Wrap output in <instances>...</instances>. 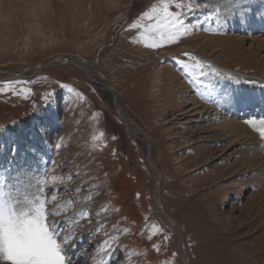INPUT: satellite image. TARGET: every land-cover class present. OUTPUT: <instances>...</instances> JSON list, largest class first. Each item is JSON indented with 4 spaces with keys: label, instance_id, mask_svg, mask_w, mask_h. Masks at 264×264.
<instances>
[{
    "label": "rangeland",
    "instance_id": "374dc122",
    "mask_svg": "<svg viewBox=\"0 0 264 264\" xmlns=\"http://www.w3.org/2000/svg\"><path fill=\"white\" fill-rule=\"evenodd\" d=\"M158 3L0 0V82L32 90L0 94V178L50 181L72 264H264V140L245 124L264 118V0H197L188 34L151 49Z\"/></svg>",
    "mask_w": 264,
    "mask_h": 264
},
{
    "label": "snow or ice",
    "instance_id": "6c2138e0",
    "mask_svg": "<svg viewBox=\"0 0 264 264\" xmlns=\"http://www.w3.org/2000/svg\"><path fill=\"white\" fill-rule=\"evenodd\" d=\"M197 6V0H159V3L151 8V12L156 15L149 16V13L145 12L143 16L156 20L154 27L160 33L161 39L145 46L151 49L170 46L181 36L188 34L189 28L184 17L192 14ZM132 27L138 26L133 24ZM180 55L190 57L192 54L184 52ZM174 59L186 75L190 73L193 75V82L196 84L202 83L199 77L208 75L199 66V62L190 66L183 59L178 57ZM194 69L199 71V77L195 75ZM211 72L219 75L214 68ZM26 83L28 81H2L0 94L10 93L12 96L27 100L32 90L16 87ZM48 95L51 96L52 93ZM258 123L259 127L253 120L245 121V124L258 132L260 138L264 140V118ZM41 128L46 135V128L42 123ZM49 183L50 181L42 179L35 191L27 187H17L13 191L6 181L0 178V261L7 264H72L68 249L75 246V238L70 239L59 232L58 222L54 219L60 214L59 207L50 210L51 202L43 195L46 192L43 185ZM54 200L55 196L52 197V201ZM80 215L87 218L89 213L85 211ZM152 229H157V226L152 225ZM94 231L99 234L101 229L98 226ZM155 234V231L150 230L147 238L151 240ZM164 239L167 241L168 238ZM96 247L105 254L111 252L113 248L120 250L117 238L112 236L101 240ZM153 248L159 251L155 244Z\"/></svg>",
    "mask_w": 264,
    "mask_h": 264
},
{
    "label": "bare ground",
    "instance_id": "6f19581e",
    "mask_svg": "<svg viewBox=\"0 0 264 264\" xmlns=\"http://www.w3.org/2000/svg\"><path fill=\"white\" fill-rule=\"evenodd\" d=\"M73 62H77V61H73ZM114 100H115V98H114ZM126 120H127V123H128V126L130 127V129L131 130H133L135 133H139L141 136H142V134H141V132H140V130L138 129V128H136L134 125H133V122H131V120L130 119H128V118H126ZM143 137V136H142ZM152 162V161H151ZM157 180H159V178H158V176H157ZM159 188L160 187H157V194H156V197H155V199H157V196H158V194H159ZM157 202H158V199H157ZM158 205H159V203H158ZM209 215V212L207 211V216ZM209 217H210V215H209ZM165 219H167V221H169V223H170V227L171 228H173V230L176 232V231H178V230H176V228H175V226L172 224V222H171V220L167 217V216H165ZM211 220H214V219H210L209 220V222L210 223H212V221ZM214 222V221H213ZM210 227V226H209ZM206 231V230H205ZM183 254V253H182ZM181 254V257H183L182 259H183V262H184V264H186V259H185V257L183 256ZM233 257H235V256H233ZM238 257V256H237ZM234 259V258H233ZM233 261V260H232Z\"/></svg>",
    "mask_w": 264,
    "mask_h": 264
},
{
    "label": "water",
    "instance_id": "95a60500",
    "mask_svg": "<svg viewBox=\"0 0 264 264\" xmlns=\"http://www.w3.org/2000/svg\"><path fill=\"white\" fill-rule=\"evenodd\" d=\"M68 60H70V61H77V60L74 59V58H67V59L62 60V62L64 63V62H67ZM77 62L80 63L79 61H77ZM39 67H40V66H39ZM109 90H112V89H109ZM112 91H113V90H112ZM131 122H133V121H131ZM133 125H134L136 128H138V129L140 130V132H141L143 138L146 140L148 146H150L149 141H148V138H147L146 134L144 133V131L142 130V128H141L139 125H137L136 123H134V122H133ZM147 158H148V162H149L150 165L152 166L153 170L156 172V169L154 168L152 162L150 161L149 151H148V157H147ZM156 173H157V172H156ZM158 177H159V175H158ZM158 182L160 183V180H158ZM156 185H157V184H156ZM158 198H159V196H157V199H158ZM176 234L178 235V232H177V231H176Z\"/></svg>",
    "mask_w": 264,
    "mask_h": 264
}]
</instances>
